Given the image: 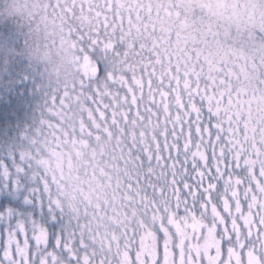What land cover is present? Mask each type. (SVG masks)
<instances>
[{
	"label": "clouds",
	"instance_id": "9594fccd",
	"mask_svg": "<svg viewBox=\"0 0 264 264\" xmlns=\"http://www.w3.org/2000/svg\"><path fill=\"white\" fill-rule=\"evenodd\" d=\"M52 264L165 232L264 264V0H0V234Z\"/></svg>",
	"mask_w": 264,
	"mask_h": 264
},
{
	"label": "rangeland",
	"instance_id": "374dc122",
	"mask_svg": "<svg viewBox=\"0 0 264 264\" xmlns=\"http://www.w3.org/2000/svg\"><path fill=\"white\" fill-rule=\"evenodd\" d=\"M49 241L43 233L10 231L0 234V264H52ZM104 264H178L181 250L165 232L156 235L126 233L118 241L101 244Z\"/></svg>",
	"mask_w": 264,
	"mask_h": 264
}]
</instances>
